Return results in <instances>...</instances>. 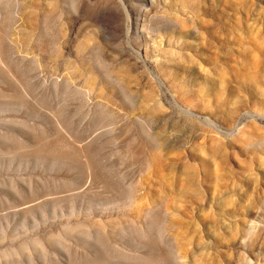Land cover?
<instances>
[{
	"label": "rangeland",
	"instance_id": "374dc122",
	"mask_svg": "<svg viewBox=\"0 0 264 264\" xmlns=\"http://www.w3.org/2000/svg\"><path fill=\"white\" fill-rule=\"evenodd\" d=\"M0 264H264V0H0Z\"/></svg>",
	"mask_w": 264,
	"mask_h": 264
}]
</instances>
